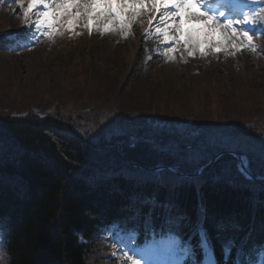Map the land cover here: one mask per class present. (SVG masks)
<instances>
[{
	"label": "rangeland",
	"instance_id": "rangeland-1",
	"mask_svg": "<svg viewBox=\"0 0 264 264\" xmlns=\"http://www.w3.org/2000/svg\"><path fill=\"white\" fill-rule=\"evenodd\" d=\"M6 1L9 8L8 12L0 13V31L13 24L20 26L24 21L21 8L12 0ZM151 11L154 9L149 4L130 19V27L122 29L117 23L110 31H103L104 20L98 24L93 21V27L89 28L88 18L81 13L72 28L77 42L62 43L61 38V45L57 44L55 36L62 37L64 27H61L53 36L42 32L29 44V49L13 54L0 50V120L19 123L34 118L38 126L62 132L58 126L67 118L72 126L89 134L94 141L103 138L105 132L125 136L130 129L138 131L143 127L153 136L167 130L178 135V139L190 142L191 146L199 140L200 152L196 156L202 155V159L208 154L207 150L210 151L206 165L220 164L221 155L231 153L229 148L221 152L219 145L227 142L226 137H221L225 131L236 147L241 148L245 143L250 152L258 148L245 141H256L264 151V68L258 72L256 58L249 59L248 50L241 46L245 39L241 35L231 37V31L220 25H206L193 18L184 23L182 20V29L192 22L196 30L200 29L201 36L213 34L212 46H205L201 52L199 47L185 46L181 33L173 27H169L173 29L170 36L174 37L170 41L157 34V29L162 31V27L152 24L146 30L151 20L158 19ZM76 12L74 7L68 9L69 20ZM134 22L140 25L138 34L144 39L152 31L155 38L163 41L153 48V53L148 52L144 60L138 59V52H131L139 38L134 34L137 31ZM222 36L230 38L217 51L216 41ZM189 48L192 55L188 54ZM221 51L224 54L219 56ZM224 55L230 61L228 65L222 63ZM84 124L87 127L81 130ZM241 127L243 131H235ZM1 147V158L12 156L8 149ZM14 149L11 150L14 155H19L24 148ZM237 150L250 156L244 150ZM166 151L163 146L156 150L146 146L138 156L155 159L163 157ZM137 152L132 155L138 157ZM156 153L159 156L153 155ZM258 155L257 152L253 156ZM121 159L115 163L133 170ZM251 160L257 168L264 166L258 157ZM161 173L167 174L166 170ZM0 182L13 184L5 182L1 176ZM3 187L9 191L8 187ZM5 194L4 190L0 191V199ZM12 196V192L7 193L8 198Z\"/></svg>",
	"mask_w": 264,
	"mask_h": 264
},
{
	"label": "trees",
	"instance_id": "trees-1",
	"mask_svg": "<svg viewBox=\"0 0 264 264\" xmlns=\"http://www.w3.org/2000/svg\"><path fill=\"white\" fill-rule=\"evenodd\" d=\"M4 116L9 117L8 114ZM35 122L37 120L34 118L19 123L0 120V146L12 154L4 158L13 157L6 165L5 173L0 172V176L8 182V171L15 169L25 185L20 188L23 189L21 192L26 190L20 198L14 195L8 198L9 191L0 182V191L4 190L6 193L1 195L0 214L10 220L11 229L7 264H99L98 260L93 261V256L97 253L94 238L101 225L112 220V214H108V210L116 203L111 197L132 195L134 201H138L142 198V192L139 194L134 189L132 180L125 179L121 174L115 179L116 183L109 182L99 192L95 188L98 181L93 175L85 173L94 166L107 168L106 163L112 159L89 142L100 146L109 145L115 143L110 140H115L116 137L110 138V134L106 133L103 138H95L94 141L85 132L76 130V133L65 127H58L62 129L59 132L40 127ZM132 134L138 140L135 143L137 156L146 146L154 150L163 146V149L169 150L168 155L164 156L162 153L163 157L138 158L141 161L144 158L145 162L153 166L160 163L185 165L182 163L184 155L175 152L186 142L178 139V135L165 130L152 136L142 127L138 131L130 129L125 136H117L118 141H122L126 147L127 136ZM20 146L24 149L19 155H14L11 150ZM130 154L132 155V151ZM153 155L159 156L158 153ZM172 155L175 157L172 158ZM221 165L216 169H220ZM233 165L235 167V163ZM185 166L191 167L187 163ZM139 183L142 184V181ZM218 185L204 191L209 218H213L215 222L224 219L247 228L251 222L253 204L258 199L226 181ZM185 194L193 202L194 208L196 191L188 189ZM174 195L176 197L177 192ZM256 228L257 234L264 236V217H257ZM82 234L90 240L89 245L82 242ZM222 242L219 240L220 244Z\"/></svg>",
	"mask_w": 264,
	"mask_h": 264
},
{
	"label": "snow or ice",
	"instance_id": "snow-or-ice-1",
	"mask_svg": "<svg viewBox=\"0 0 264 264\" xmlns=\"http://www.w3.org/2000/svg\"><path fill=\"white\" fill-rule=\"evenodd\" d=\"M12 2L21 8L25 18L29 17V15L33 12V9H35L39 4L44 5L45 11L42 12L41 18L35 21V27L37 29L42 26H46L50 29L53 28V25L57 22L58 18L63 15H68V9L70 7H74L77 9V12L73 16V19L68 21V27L70 30L75 27L74 20L78 18L81 13H83L84 16L88 18L89 28L93 27V21H96L98 24L101 20H104L105 23L103 31H110L113 25L117 23L122 29L130 27V19L135 17L141 9H145L150 4L154 10H170L167 15L163 16V19L170 24L171 27L175 28L177 32H181L180 39L183 40L185 46L191 44L199 47L201 52L204 51L205 46H212L214 39L213 34L210 32L201 36L198 32L189 29L185 35L177 17H179L180 20H183L184 17L187 16L189 21L193 17L203 18L205 24L207 25L212 22L219 24L220 17L225 15L223 11H220L217 14L202 10L204 5L211 4L212 0H53V3L58 6L57 12L48 10V4L45 0H12ZM253 22L254 21L249 20L248 17H245L243 21L226 19L223 27L231 30V37L242 35L248 44L251 45L253 37L249 35L247 31L242 33L238 32L234 25ZM157 34L159 36H163L165 41L174 39V37L169 35L168 27H164L163 31L157 29ZM229 38L230 37L228 36H222L218 41H216V50L220 51L226 40ZM232 47L235 48L236 45L233 44ZM188 54H193L191 48H189ZM199 248L203 250L204 255L202 264H215L212 254V246L206 235L203 233V230H201L200 234ZM130 251L132 250L130 249ZM183 251L190 257L194 254L191 244L184 247ZM223 251L225 257L227 258L230 249L224 248ZM121 254L125 255V264H140V261L135 258L136 254L134 251L130 256L123 252Z\"/></svg>",
	"mask_w": 264,
	"mask_h": 264
},
{
	"label": "bare ground",
	"instance_id": "bare-ground-1",
	"mask_svg": "<svg viewBox=\"0 0 264 264\" xmlns=\"http://www.w3.org/2000/svg\"><path fill=\"white\" fill-rule=\"evenodd\" d=\"M134 48L132 47V49H131V52L133 53L134 52V50H133ZM16 158V157H15ZM14 158V160L16 161V159Z\"/></svg>",
	"mask_w": 264,
	"mask_h": 264
}]
</instances>
